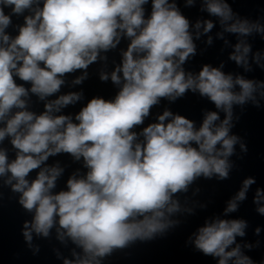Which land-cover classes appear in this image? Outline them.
Listing matches in <instances>:
<instances>
[{
	"label": "clouds",
	"instance_id": "clouds-1",
	"mask_svg": "<svg viewBox=\"0 0 264 264\" xmlns=\"http://www.w3.org/2000/svg\"><path fill=\"white\" fill-rule=\"evenodd\" d=\"M195 3L186 0L185 7ZM148 4L149 0H0V145L8 138L14 150L10 159L9 149L0 146V178L31 214V220L23 221L22 236L33 254L39 252L32 244L33 234L49 238L54 228L61 243L70 240L81 249L72 251L73 259L63 258V264H103L117 251L166 238L196 215L197 206H208H187L191 186L200 179L229 180L238 167L231 157L243 159L248 153L245 139L232 130L246 106L262 107L264 80L225 72L224 62L218 67L205 63L198 74L184 65L197 55L194 39L210 33L218 21L222 31L217 38L232 48L228 59L245 73L253 71V63L264 70V53H253L246 39L254 34L264 39V24L241 19L227 0H202L200 10L217 19H197L194 24L176 0H151L150 14ZM14 16H23L24 22L15 26L13 37L7 29ZM225 33L235 35L237 42L229 45ZM124 38L129 43L121 51V62L111 73L99 75L102 82L110 79L119 86L115 98L95 96L74 115L60 114L83 98L82 91L56 96L66 84V74L82 70L71 82L82 84L89 66L106 61L101 53L116 49ZM205 43L212 45L213 37L208 35ZM189 92L216 109L204 110L198 127L166 108L157 122L133 131L162 99L174 103ZM31 95L44 102L39 114L29 110ZM62 153L83 160L87 171L73 173L67 190L54 192L64 168L46 162ZM256 183L254 176H246L226 201L223 216L238 212ZM200 191L196 187L192 195ZM180 195L185 197L183 205ZM253 204L264 216V187L255 189ZM179 216L185 219L174 218ZM248 228L246 219L216 215L188 235L185 246L214 258L216 264H264V257L256 261L246 254L261 246L259 239H244ZM261 232L256 226L253 234L259 237Z\"/></svg>",
	"mask_w": 264,
	"mask_h": 264
}]
</instances>
